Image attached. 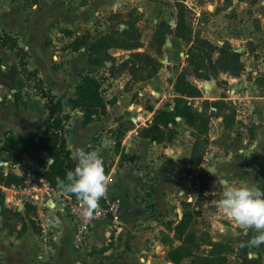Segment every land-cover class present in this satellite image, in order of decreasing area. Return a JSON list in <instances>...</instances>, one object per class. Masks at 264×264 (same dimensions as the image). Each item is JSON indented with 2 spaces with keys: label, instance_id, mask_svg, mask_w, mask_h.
Wrapping results in <instances>:
<instances>
[{
  "label": "crops",
  "instance_id": "obj_1",
  "mask_svg": "<svg viewBox=\"0 0 264 264\" xmlns=\"http://www.w3.org/2000/svg\"><path fill=\"white\" fill-rule=\"evenodd\" d=\"M165 1L175 3L174 0H0V31L18 37L19 44L29 54L27 66L38 70L45 85L56 96L61 97L63 110L70 114L65 125V138L71 149L72 158L77 162L75 153L78 149H99L103 163L109 166L106 174L109 183L103 196L108 200L119 198L121 201L119 225L114 228L113 247L92 253L85 258L84 264H173L167 259V252L180 242L176 239L170 248L171 239L176 235L175 226L184 213L181 203L190 202L192 207L198 210L218 201L220 197L215 195L211 200L198 201L197 193H188L189 188L195 186L189 179L190 174L187 173L190 166V148H183L185 144L180 139L182 138L180 134L184 131L189 132L190 136L192 128L183 118H176L174 128L177 137L173 139V143L151 141L140 132L142 127L151 122L157 109L172 107V104L159 106L160 102H154L153 94L164 99L166 95L160 88L167 85L171 95H176L167 77H170L169 68L175 65L178 67L180 63L177 55H185V52L179 50L183 40L172 34L167 35L170 44L160 49V52L163 51L165 54L166 63L158 67L153 77L144 80H130L131 74L125 76L126 72L123 69L111 73L112 66L127 58L130 50L109 49L115 58V64L109 60L102 64H93L87 58L88 48L98 37L117 29V25L112 24L107 16L132 7L143 13L142 19L139 18L135 22L140 29L142 42V47L137 50L155 58L149 50H145L142 35L149 29L150 40L156 25L162 20L174 27L176 7L171 6L168 10L170 4H165ZM258 2L264 6V0L183 1L194 11L192 19L186 18L190 33L197 31L199 37L206 38L215 45L227 41L242 52L241 60L245 68L239 76L233 78L239 81L236 84L240 89L247 88L244 91L251 92L257 99L256 103L248 105L252 107L253 112L251 132L242 138L234 136L231 132V136L221 142L222 152L213 157V165L216 166L211 168L218 174L233 176L237 180L235 184L248 183L264 188V94L255 83L257 76L264 75V18L260 19L261 23L256 27L251 25L250 28L248 25L250 20L248 9L253 10ZM15 7H18V14L9 17L7 12ZM261 10L263 13H258L259 16L264 15V7ZM31 11L44 15V22L40 26L46 27L45 34L41 32L42 34L38 35V29L29 30V26L27 30L25 29L21 18L24 19ZM169 11H173L174 17L169 15L172 20L167 19L166 14H170ZM193 20L197 24L194 28ZM57 27L62 29L61 32H66L71 41L83 32L89 33V39L76 51L66 49L68 52L64 56L65 67L49 68L55 79L51 84L39 66L32 62L34 54L32 46L36 45L37 50L41 44L48 63L52 53L51 45L48 43L49 36L58 30ZM64 30H68L69 33ZM191 35L193 36V33ZM155 59L160 63L158 57ZM184 62L185 59L179 65V70ZM10 67L13 74H10ZM63 69L70 71L63 74ZM102 69L105 74L92 72ZM84 73L99 77L102 81V95L103 93L109 95L108 97L103 95L104 99L114 100L113 103L107 104L104 114L95 115L89 122H84L83 113L79 108L72 109L67 102L69 97H75V85L80 80V75ZM107 80L110 83L105 86L104 81ZM193 80L198 83L196 78L193 77ZM214 87L208 86L209 91L206 94L202 91L203 95L198 98H206L210 93L214 98L220 97L221 93ZM19 89L22 91V97L15 100L13 93ZM33 91V84L25 82L19 72L14 52L0 44V94L4 95L0 96V139L7 132H12L18 138L28 137L30 133L37 135L43 133V121L47 111L43 107V100ZM146 99H149L147 106L141 103ZM30 101H34L36 105L34 108L30 106ZM216 117L219 130L228 135L233 126L226 130L222 124V117ZM117 126L123 133L120 134L119 131V135L115 136L113 131L109 130ZM117 139L121 150L136 155L134 161L121 162L115 148ZM213 139L214 137L210 138V144L214 143ZM208 155L205 152L201 164L205 163ZM12 160L9 152L0 151V166L4 171L9 170L23 177L25 169L37 168L39 163L47 167L51 162L44 152L37 151L22 156L21 161L16 164ZM147 179H150L151 184L149 194L145 193L148 187ZM2 192L4 197L9 196L7 192L11 193L8 187H2ZM17 210L25 213L23 206H18ZM36 227L26 221L22 224L21 230L20 226H17L13 233L4 228L0 229V264H80L86 252L93 247L101 248L110 240L111 226L103 219L96 221L83 242L76 245L73 240L74 223L62 210L56 211L53 217L43 219L42 222L36 221ZM210 233L214 236L212 240L229 243L237 251L244 249V241L252 243V237L257 234V230L254 227L242 226L236 222L225 223L214 218ZM252 245L255 246L254 252L246 254L258 259L259 264H264V244ZM238 259L242 264L240 255Z\"/></svg>",
  "mask_w": 264,
  "mask_h": 264
},
{
  "label": "trees",
  "instance_id": "obj_2",
  "mask_svg": "<svg viewBox=\"0 0 264 264\" xmlns=\"http://www.w3.org/2000/svg\"><path fill=\"white\" fill-rule=\"evenodd\" d=\"M177 8L175 25L172 28L166 21H160L154 29L151 43L157 52H160L165 42V37L172 34L181 40L187 41L190 38V29L186 23L184 0H174ZM138 18L127 22L123 29H115L110 33L98 37L88 48L87 58L90 63L102 64L109 60L115 64V58L109 52L111 48H122L130 50L129 56L122 60L118 65L112 66L111 73L114 70L120 71L128 68L131 74V80H144L151 78L157 72L159 62L150 54L137 50L142 47L140 41V29L135 25ZM69 33L68 30H64ZM89 39V33L83 32L77 35L65 48L70 51H76L84 46ZM0 44L6 46L14 52L19 72L27 83L33 84V93L43 100V107L47 111L43 121L44 131L42 134L30 133L28 137L18 138L12 132H7L0 139V151L9 152L14 164L21 161V157L30 155L32 152H44L51 162L47 167H43L41 177L44 178L50 186L57 192L70 196L72 199L82 200L77 194L62 190L58 185V179H63L68 170L74 169L77 162L71 156V149L68 147L65 138V125L70 114L63 110L61 97L56 96L49 87L45 85L39 76L37 69H30L27 66L29 56L27 50L19 44L18 37L6 31H0ZM242 52L238 51L231 43L225 41L221 45H215L208 39L196 37L189 44L185 52L186 66L182 67L170 83L176 95L173 98L170 109H157L151 122L140 129L143 136L151 141L163 142L172 139L166 129L169 125L176 124V118L181 117L185 123L192 128L191 134L194 136L190 148V166L187 169L188 174H192V168L199 166L203 160L206 147L209 143L208 130L210 117L212 115L221 116L222 124L226 130H230L234 124L235 112L225 111L229 109V104L225 100V94L215 100L205 99L203 102L214 108V112L207 110L202 106L201 109L194 106L192 100L202 96V90L196 84L189 80L194 77L198 80L216 81L220 73H226L236 77L244 70L245 65L241 60ZM143 66L148 68L146 74H138V69ZM114 75V74H111ZM256 85L264 94V75L255 78ZM15 100L22 97V91L19 89L13 93ZM70 108H79L83 113L84 122H89L95 115L104 114L107 104L114 100H105L102 95V81L99 77L89 73L80 75V80L75 85V97L67 99ZM150 108V107H149ZM121 125V124H119ZM251 132V128H249ZM123 132L120 131V134ZM174 134V133H173ZM17 146H24L17 150ZM116 151L119 153L121 162L134 161L136 155L127 154L120 149V143L115 142ZM42 166V165H41ZM105 174L108 173L109 166L103 163ZM199 183L197 186L200 191L208 189V181L211 179L208 173L199 168ZM23 176H19L12 171H4L0 166V225L5 227L9 233L15 230L10 221L23 220V213L17 209H11L4 204V195L2 187H10L12 184L18 185L23 181ZM193 184L194 180L192 181ZM211 199V195L199 194L198 201ZM83 201V200H82ZM184 213L175 226V234L179 239V244L172 247L167 252V259L173 264H224L229 256L235 250L234 247L223 241H214L208 234L198 233L193 229L194 214L199 210L192 208L190 202H183ZM191 209V210H190ZM25 212L31 211V207L26 206ZM1 229V228H0ZM25 226L23 227V231ZM114 228H111L109 242L101 247L91 248L86 252L81 263L84 264L85 258L92 253L102 252L113 247ZM206 245L207 248L202 247ZM242 264H259V260L249 257L246 253L240 255Z\"/></svg>",
  "mask_w": 264,
  "mask_h": 264
},
{
  "label": "rangeland",
  "instance_id": "obj_3",
  "mask_svg": "<svg viewBox=\"0 0 264 264\" xmlns=\"http://www.w3.org/2000/svg\"><path fill=\"white\" fill-rule=\"evenodd\" d=\"M201 2L205 3V1H201ZM164 3L170 4V5H168V10H169V7L175 6V3H173V2L165 1ZM184 5H185V3H184ZM263 7L264 6L258 2L257 7L253 8L254 11L252 9H248V11H249L248 13L250 15V20H249L248 25L250 28H252L251 25L256 27V26H258V24L261 23L260 19L264 18V15L259 16L258 13H263V10H261ZM17 8L18 7H15L13 9H11L10 12H7V13H9V17L10 16H16L18 14ZM174 10H177V8H175ZM206 10H209V9H206ZM169 12H170V14L169 13L166 14L167 19L172 20L169 15L174 17L173 11H169ZM184 13H185V18H189V19L191 18L192 19L194 17V15H193L194 11H192V9L188 8L186 5H185ZM253 15H254V17L251 18V16H253ZM142 17H143V13L141 11H139V9H137L136 7H132L131 9H128V10L123 11L121 13L110 14L107 16L109 21L112 24H116L117 29H119V30L126 27L127 22L131 21L132 19H134V18L142 19ZM21 19L24 23V27L26 30H27V27L29 26V30L32 29L34 31H37V29H38V35L42 34L41 32H44V34L46 33V27L40 26L44 22V19H45L43 14H39V13L37 14V13H34V11H31L30 14H26L24 16V19H23V17ZM97 21H99V19H97ZM7 22H9V20H7ZM189 23L191 24L192 20L189 21ZM196 25L197 24L193 20V28H194V26L196 27ZM57 29L58 30H56L51 36H49L48 43L51 45L52 53L49 56V62L48 63H47V59H46V54L41 49V44H40V46H38L39 48L37 50H35L36 45L32 46V49H34L32 62L39 66V69L42 71L43 74H45V77L47 78V80L51 84H52V81L55 79L51 75L52 73L50 72L49 68L58 69L59 67H62V68L65 67L64 65H65L66 59L64 58V56L68 52V51H66L65 47L71 42V39H69L70 36H68L66 32H61L62 29L60 27H57ZM191 30H192V27H191ZM192 33H193V36L191 35ZM192 33H190V35H189L190 36L189 40H187V41L183 40L182 46L179 50L186 52L189 43L192 40H194L196 37H199L197 31H194ZM148 35H149V29H147L146 33L142 35V38L145 42L144 48H145V50H149L155 56V58L158 57L160 59L159 66H162L166 63L165 57H164L165 54L163 53V51L158 52V53H157V51H155V47L151 43V39L149 40ZM169 44H170V39L167 38V35H166L165 42L162 46H164V45L168 46ZM56 56H57V58H56ZM5 58H6V56H5ZM177 58L180 59V63H179V65H180L182 63V60L185 59V55L184 54L177 55ZM184 63L185 64L183 65V67L186 66V62H184ZM179 65H178V67H177V65H175V66L169 68L170 69V72H169L170 77H167L168 83H170V80H173L174 77L176 76V74L179 70ZM9 71H10V74H13L11 67H10ZM68 71H70V70H68ZM68 71L66 69H63V74H68ZM123 71L126 72L125 76H129L130 72H129L128 68L123 69ZM92 72L93 73L96 72L97 74H105L103 69L101 71L95 70ZM147 72H148V68L145 66H143L141 69H138V71H137L138 74H146ZM71 74H78V73L77 72H71ZM232 78H233V76H230L226 73H220L217 81L215 80L214 83H212L211 80L203 81V80H198V79H197L198 83H196L193 80V77H190V80L193 81L194 84H197V85L200 84V86L199 85L198 86L201 88L202 91H204L205 94L207 91H209L210 86L211 87L215 86L214 88L217 87L221 94L222 93L225 94V100L229 104V109H226L225 111H231V110L234 111L236 121L234 122L233 128L231 129V131H229V134L227 135V133H221V131L219 130V124H218V120H217L216 115H212L210 117V122H209L210 125H209V130H208L209 143H208V145L206 147V151H205L209 154L208 159L204 160L205 163H202V164L200 163L199 166H195L192 168V174L189 175V179L191 182L194 180L195 186L189 188L188 193H197L198 195L202 194L205 196L211 195V197H213L215 195H219L220 196L219 199H220L221 195H222V190L225 187V185L226 184H235V182L237 181L236 178H234L233 176L218 174L216 171H214L211 168V167L214 168V166H216V165H213V157L216 156L217 153L221 151V149H222L221 148L222 147L221 142H224L225 140H227L228 136H231V132L233 133L234 136H239L240 138H242L243 136L247 137L249 135L250 124L253 120V112L251 109L252 107H249L248 105H250V103H253V104L256 103L257 99L252 96L251 92L244 91V90H247V88H245L243 90L240 89V86L238 84H236V82H239V81H236L235 78H233L234 80L232 81ZM109 83H110L109 80L104 81L105 86L108 85ZM202 83H204L205 85H202ZM126 84H128V83H126ZM208 86H209V88H208ZM158 88H160V87H158ZM160 89H161V91H163V94L166 95V97L164 99L162 98V96L157 98V96L155 97L153 94V98H155L154 102L155 103L160 102L159 106H161V107L163 105L172 104L174 96L171 95L172 93L170 92L168 86L165 85V86L161 87ZM104 90H106V88H104ZM106 94L107 93H103L104 97L109 96ZM202 95H203V92H202ZM0 96H4V95L1 93ZM220 97H221V95H220ZM220 97L214 98V95L212 93H210L209 95H207L206 98H195L192 100V102H193L194 106H196L198 108L199 107L202 108V106H204V108L209 113L210 111L214 112L215 110L213 107L208 106V104H205L203 101L205 99H208L209 101H211V100L218 99ZM148 100L147 99L143 100V101H141V103L143 105L147 106L149 104ZM136 101H138V100H136ZM33 102L30 101V103H29L32 108H34L36 106ZM201 108H199V109H201ZM253 110H254V112L256 111L255 108ZM190 130L192 132V129H190ZM109 131H113L114 135L118 136L119 135L118 133L120 130L118 129V126H117V127L110 129ZM166 131L168 132V134H171L172 139L169 141H165V142L173 143L174 142L173 139L177 137V136L175 137L176 131H175L174 125H172L171 127H168V129H166ZM180 135L182 137L180 139H182L184 144H185V146H183V148H185V147L191 148L192 142L194 141L193 134L190 133V136H189V132L185 133L184 131H181ZM211 137H214V139H213L214 143L213 144H210V138ZM23 148H24V146H17V150H21ZM238 154L240 155L239 152H238ZM232 161L234 162V160H232ZM43 167H44L43 163H39L37 165V168L29 167V168L25 169V171H24L25 177H23V178L24 179H26V178L38 179L40 177L42 170H43ZM199 168L204 169L211 178L208 181V189L204 190V191H200L199 187L197 186V184L199 183V180H200L199 175H198ZM233 168H235V166H233ZM150 179H147V181H148L147 186L148 187H147V191H145L146 194H149V192L151 191V184L149 183ZM10 194L11 193L7 192V195L10 196ZM203 201H207V200H203ZM218 201H214V202L208 204V206L205 205L204 207H202V209H198L199 213H195L194 217H193L194 224H193L192 228L195 229L198 233L208 234L211 239L214 237L213 234L212 235H211V233L209 234V232L211 230V226H212V219L218 218V219H221L222 221H224L225 223L226 222L227 223H229V222L235 223L234 220H232L230 217H227L223 213V211L219 207ZM181 206H182V208L184 207L182 203H181ZM26 221L29 222L34 227H36V220H35L34 215L31 211L25 212L23 214V220L10 221L9 224H11V226H13V228L15 230H17L16 229L17 226H20V230H21L22 224L26 223ZM0 228L6 229L2 225H0ZM176 239H178V237L176 235H174L171 239V242H170V248L172 247V243ZM202 247L207 248L206 245H204V244L202 245ZM254 248H255V246H253L250 241L249 242L244 241V249H239V250L235 251L232 255L229 256L228 261L224 264H240L238 256L241 255L242 253L254 252Z\"/></svg>",
  "mask_w": 264,
  "mask_h": 264
},
{
  "label": "clouds",
  "instance_id": "obj_4",
  "mask_svg": "<svg viewBox=\"0 0 264 264\" xmlns=\"http://www.w3.org/2000/svg\"><path fill=\"white\" fill-rule=\"evenodd\" d=\"M75 159L76 166L63 179H58V185L64 191L77 194L87 206L95 207L109 183L100 150L78 149ZM218 204L237 224L257 230L252 237L254 245L264 244V188L248 183L226 184Z\"/></svg>",
  "mask_w": 264,
  "mask_h": 264
},
{
  "label": "built area",
  "instance_id": "obj_5",
  "mask_svg": "<svg viewBox=\"0 0 264 264\" xmlns=\"http://www.w3.org/2000/svg\"><path fill=\"white\" fill-rule=\"evenodd\" d=\"M10 196L4 197L7 207L17 209L18 206L31 207V212L37 222L53 217L55 212L62 210L74 223L73 240L80 245L91 226L98 220H107L111 228L119 225V198L106 199L101 196L95 207H89L84 201L74 200L70 196L55 191L48 181L38 179H23L10 187Z\"/></svg>",
  "mask_w": 264,
  "mask_h": 264
},
{
  "label": "water",
  "instance_id": "obj_6",
  "mask_svg": "<svg viewBox=\"0 0 264 264\" xmlns=\"http://www.w3.org/2000/svg\"><path fill=\"white\" fill-rule=\"evenodd\" d=\"M210 80H211V82H212V83H214V82H215V79H214V78H211Z\"/></svg>",
  "mask_w": 264,
  "mask_h": 264
}]
</instances>
